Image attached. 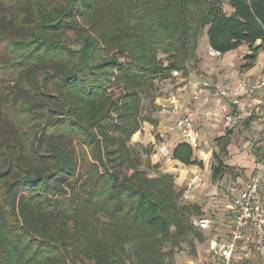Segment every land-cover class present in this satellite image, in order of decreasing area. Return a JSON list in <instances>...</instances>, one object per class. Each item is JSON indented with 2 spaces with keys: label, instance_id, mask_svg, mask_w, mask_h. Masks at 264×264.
I'll return each mask as SVG.
<instances>
[{
  "label": "trees",
  "instance_id": "trees-1",
  "mask_svg": "<svg viewBox=\"0 0 264 264\" xmlns=\"http://www.w3.org/2000/svg\"><path fill=\"white\" fill-rule=\"evenodd\" d=\"M204 31L213 52L244 43L254 61L264 0H0V264H174L190 234L204 242L200 208L130 145L157 125L142 95L153 105L155 82L187 78ZM192 155L180 145L172 158Z\"/></svg>",
  "mask_w": 264,
  "mask_h": 264
},
{
  "label": "crops",
  "instance_id": "crops-1",
  "mask_svg": "<svg viewBox=\"0 0 264 264\" xmlns=\"http://www.w3.org/2000/svg\"><path fill=\"white\" fill-rule=\"evenodd\" d=\"M259 44L260 41H257L255 47ZM208 48L211 52L210 46ZM249 54H251L249 45L244 43L225 54L214 55L215 57L211 54L216 59H213L216 61L214 62L216 65L210 71L205 70L207 77L201 75L200 80L195 76L196 79L192 80V74L188 86L186 84L176 90L179 93L177 101L169 98L162 103L159 101L157 103L158 105L161 104L162 110L159 114L156 130L166 132V143L171 149L172 155L176 147L185 145L192 149L193 159L198 165L187 167L174 159L172 162L165 161L160 158L157 152L152 155L153 164H162V167L165 168L169 166L173 168L174 165L179 166L175 169L178 174L176 183L179 187L183 185L188 189L183 194L184 202L199 207L202 213L200 218L207 217L212 221L209 230L200 231L204 236V242L209 241L211 248L215 241H226L229 237L228 231L233 211L228 204L226 195L235 194L237 189L247 184L251 174L257 168L256 159L262 150L263 132L259 129L257 120L252 116V113L262 100L264 88L253 89L251 94H241L236 107L232 104L233 98L230 95V92L236 90V86L240 82L246 83L251 88L254 87L261 75L262 69L259 63L264 55V48L258 51L252 62L246 59ZM204 83L208 84L209 87L199 89ZM223 91L226 94H222ZM205 112H211L212 116L206 118ZM234 112L240 119L234 124L228 125L223 117L230 116ZM188 113L193 114L194 132L197 134L196 145H192L174 128L177 119ZM147 126L150 125L147 124ZM242 132L250 137V140L246 142L250 148H247L246 151H243L246 145L241 146V149L236 145V138ZM228 134L230 136L227 151L218 155L219 160L227 169L220 177L213 180L211 177L212 166L216 165L214 155L218 153L215 141L218 138L226 137ZM212 183L215 193L210 191L207 193L206 189L210 188ZM218 191L221 193V197L217 199ZM211 194L210 199L204 198H208ZM185 197H188V200H185ZM213 254L212 250L210 264H216ZM240 261H255L258 264H264L262 255L251 254L246 259L242 253L238 252L235 255L234 264H239Z\"/></svg>",
  "mask_w": 264,
  "mask_h": 264
},
{
  "label": "built area",
  "instance_id": "built-area-1",
  "mask_svg": "<svg viewBox=\"0 0 264 264\" xmlns=\"http://www.w3.org/2000/svg\"><path fill=\"white\" fill-rule=\"evenodd\" d=\"M211 54L219 55L211 50ZM261 67V75L254 87H249L246 83H238L236 90L230 92L232 96V104L238 105V98L241 94H251L253 89L264 88V55L259 63ZM174 78H181L178 72H172ZM182 82H185L182 79ZM208 84L204 83L199 89H207ZM226 94L225 91L221 92ZM204 116L210 118L211 112H205ZM252 116L256 118L259 129L263 132L262 150L260 156L256 159L257 168L251 174L247 184L237 189L233 195H226L228 204L232 207L233 217L229 225L228 239L226 241H215L212 244L214 263L216 264H234L235 255L242 253L244 258H249L251 254L262 255L264 258V95L259 106L253 110ZM193 114L188 113L184 117L177 119L174 128L186 140L196 145L197 134L194 132ZM228 125L234 124L240 118L236 112L230 116H224ZM166 132L158 130L152 138V150L157 152L161 159L172 162V151L166 143ZM255 160V159H254ZM188 200V197L184 198ZM194 225L199 231L209 230L212 221L207 218H195Z\"/></svg>",
  "mask_w": 264,
  "mask_h": 264
},
{
  "label": "rangeland",
  "instance_id": "rangeland-1",
  "mask_svg": "<svg viewBox=\"0 0 264 264\" xmlns=\"http://www.w3.org/2000/svg\"><path fill=\"white\" fill-rule=\"evenodd\" d=\"M205 31L203 32V35L198 42V47H199L198 56L196 57V61H192L190 63L189 67L191 68V71L189 72V74H187V78L185 79V82H182V79H184V78H182L183 76L181 74H179L181 76V78L180 77L177 79L174 78V79L168 80L166 82H161V81L155 82L153 95L157 99L154 102V104L151 105L149 100L144 95H142L141 118L143 116H145V117H149L152 120L158 122L159 114H160V111L162 110L161 104H159V105L157 104L158 101H159V103H162V101H166L169 98H172L173 100L175 99V101H177L179 99V96H178L179 93L176 90L178 88H182L186 84L188 86V82L191 81L190 78H192L191 77L192 74H193L192 80L196 79V77L201 80V75L204 77L208 76L205 74V72H206L205 70L210 71L211 69L214 68V66L216 65L214 63V62H216L215 61L216 59L214 58L215 56L212 57L211 52H210L208 46L206 45L205 36H204V34H206ZM64 40L67 43L69 42L70 46L73 49H77V45L75 43H72V41L74 40V36H72L71 34H68L67 38H65ZM213 59H215V60H213ZM162 61H163V59H162ZM147 124L148 123H143L141 130L134 135V137L132 138V140L130 142L131 143L130 145L133 146L134 149L137 151V153L140 155V161L142 164V169L143 170L146 169L148 171L149 175L151 177H153L156 175V173L152 170L153 166H155V165L160 166L159 171L161 173H167V174L171 175L173 178H175V184H176L177 190H179L182 194H184L188 190L187 187H185L183 185L179 187L176 183V181L178 179V174H177L175 169H177L178 165L177 166L174 165L173 168H171V166L165 168V167H162V164H158V163L153 164L152 155H154L155 151L152 150V148H153V146L151 145L152 140L150 141V139L153 138V136H155V134H156V132H158V130H156V126L154 127L151 124H148L150 126H147ZM110 135L112 137L115 136V134H112V133ZM248 140H250V137L248 135H246L245 132H242L236 138L237 147L239 149H241V146L246 145V142H248ZM63 144L66 145V148L70 152H72L74 158L77 160L79 157L77 144L73 143V142L70 143L67 141H64ZM245 147L243 148V151H246L247 148L248 149L250 148L247 145ZM115 149H116V147L110 148V150H112V151H115ZM145 149L152 150V154L151 155L147 154ZM251 151H253V150H251ZM115 159L116 158H114V160ZM114 166H116V168L118 167V169H120L117 161H115ZM148 166H150V167H148ZM126 173L127 172L125 169L121 170V174L126 175ZM203 183H204V180H203ZM79 184L75 185V187H77L76 192L83 195L81 190H79V188H78ZM213 185H214L213 183L210 184L211 187L206 189L207 193H209V191L211 193H213V192L215 193ZM210 196H212V194L209 195L208 198H206V197H204V198L206 200H208V199H210ZM220 197H221V193L219 192L218 197H216V198L218 199ZM207 239H208V237H207ZM173 251L175 254L173 259H167V260L168 261L172 260L174 262V264H210V254H211L212 250H211V246H210L209 241H207V243H205V242L199 243L197 240H195L193 238L192 234H190L188 238L184 239L179 244L178 247L173 249ZM71 257H72L71 260H75L76 262L79 261V259L74 258L73 256H71ZM238 263L239 264H258L255 261L254 262L240 261Z\"/></svg>",
  "mask_w": 264,
  "mask_h": 264
}]
</instances>
